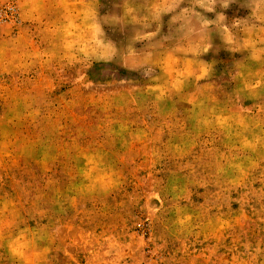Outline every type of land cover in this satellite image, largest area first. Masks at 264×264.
<instances>
[{"label":"rangeland","instance_id":"374dc122","mask_svg":"<svg viewBox=\"0 0 264 264\" xmlns=\"http://www.w3.org/2000/svg\"><path fill=\"white\" fill-rule=\"evenodd\" d=\"M79 9L0 0V264H264V0Z\"/></svg>","mask_w":264,"mask_h":264},{"label":"crops","instance_id":"0c3cea01","mask_svg":"<svg viewBox=\"0 0 264 264\" xmlns=\"http://www.w3.org/2000/svg\"><path fill=\"white\" fill-rule=\"evenodd\" d=\"M81 0H41L44 6V15L40 17V25H60L64 28H74L80 25ZM28 20L35 22L34 14L27 15ZM37 20V19H36ZM75 25V26H74Z\"/></svg>","mask_w":264,"mask_h":264},{"label":"built area","instance_id":"2783aa9c","mask_svg":"<svg viewBox=\"0 0 264 264\" xmlns=\"http://www.w3.org/2000/svg\"><path fill=\"white\" fill-rule=\"evenodd\" d=\"M7 10H8L9 13L11 14V16L14 15V13H12V11L14 10V7H13L12 5H9V6L7 7ZM11 16H10V18H12Z\"/></svg>","mask_w":264,"mask_h":264}]
</instances>
